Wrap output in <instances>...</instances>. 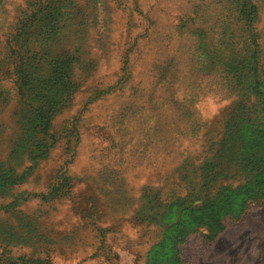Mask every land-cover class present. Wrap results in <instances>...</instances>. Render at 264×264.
<instances>
[{
  "label": "rangeland",
  "instance_id": "rangeland-1",
  "mask_svg": "<svg viewBox=\"0 0 264 264\" xmlns=\"http://www.w3.org/2000/svg\"><path fill=\"white\" fill-rule=\"evenodd\" d=\"M0 264H264V0H0Z\"/></svg>",
  "mask_w": 264,
  "mask_h": 264
}]
</instances>
